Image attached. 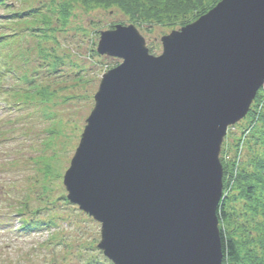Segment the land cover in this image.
<instances>
[{"label":"water","instance_id":"obj_1","mask_svg":"<svg viewBox=\"0 0 264 264\" xmlns=\"http://www.w3.org/2000/svg\"><path fill=\"white\" fill-rule=\"evenodd\" d=\"M154 57L133 26L104 36L105 76L67 175L117 264H222L216 210L227 126L264 84V0H222Z\"/></svg>","mask_w":264,"mask_h":264},{"label":"rangeland","instance_id":"obj_2","mask_svg":"<svg viewBox=\"0 0 264 264\" xmlns=\"http://www.w3.org/2000/svg\"><path fill=\"white\" fill-rule=\"evenodd\" d=\"M63 2L71 5L68 23L63 26L59 8L50 10L49 29H43L41 37L32 39L30 46L23 43L24 48H30L26 54L28 65L37 70L38 83L50 85V94L32 97L16 110L0 107V264H82L88 256H101L117 264L105 255L103 224L73 204L66 181L96 109L102 79L117 63L125 62L111 51L101 52L104 36L117 31L120 25L130 27L132 23L116 7L94 5L86 9L77 0H57L56 4ZM12 6L23 10L26 3L13 0ZM182 31V27L145 23L136 29L154 57L165 53L167 38ZM45 52L51 54L49 59L42 56ZM53 54L72 58L59 74L51 73L52 66L42 63H51ZM46 70L50 73H44ZM247 124L242 118L227 126L221 148L232 163L241 165L252 157L246 143L250 131L242 132ZM241 141L242 148H236ZM222 153L218 155L220 161ZM234 205L237 210L242 207ZM19 218L52 219L54 225L17 231ZM51 235L53 241L40 246Z\"/></svg>","mask_w":264,"mask_h":264},{"label":"trees","instance_id":"obj_3","mask_svg":"<svg viewBox=\"0 0 264 264\" xmlns=\"http://www.w3.org/2000/svg\"><path fill=\"white\" fill-rule=\"evenodd\" d=\"M26 1L27 4L35 2V0ZM56 1L41 2V7L32 6L33 8L30 9L25 8L24 12H17L13 15L15 17L9 18H16V20L20 21L24 26L25 32L31 35L32 39L39 37L42 35L43 29L47 27L49 29L51 26L52 20L48 14L50 10L54 12L59 8L63 26L68 23L71 15V5L69 2H63L58 5ZM77 1H80L86 9H92L94 5L102 6L104 9L116 7L138 28L144 23L150 26L159 25L165 28H181L206 14L221 0ZM2 4H5L4 0H0V5ZM17 36L18 33H15L14 38ZM7 38L5 34L0 33V45ZM29 49L27 48L26 51L21 52L19 55L17 54V56L14 55L12 61L30 62L26 56ZM150 51L153 53L152 47H150ZM49 55L51 56L50 53L44 54L45 58ZM53 56L54 58H52L53 60L49 66L58 69L60 66L65 65V62L59 63L61 61L60 56L57 54H53ZM36 72L37 70L29 65L21 67V72L18 74H23L21 80L27 82L28 85L24 86L25 90L11 89L10 96L15 102H29L32 97L50 94L49 84L38 83L35 80ZM245 118L248 124L243 128L242 132L250 131L246 143L249 146L248 150L252 153V157L241 165H239L240 163L236 164L232 163L231 160H227L226 151L222 153L221 158L225 194L218 206L217 216L222 243V264H264V88H261L254 97L252 106ZM240 144L237 143L236 148L238 147L239 149ZM234 203L242 204L241 209L237 210ZM53 223L52 219L49 222V220L31 218L25 220L24 229L30 231L44 226L52 227ZM51 241H53V235L47 242L51 243ZM82 264L112 263L101 256H88L82 261Z\"/></svg>","mask_w":264,"mask_h":264}]
</instances>
